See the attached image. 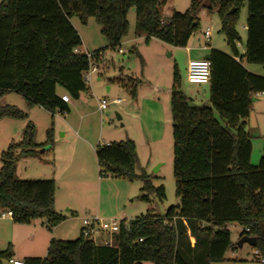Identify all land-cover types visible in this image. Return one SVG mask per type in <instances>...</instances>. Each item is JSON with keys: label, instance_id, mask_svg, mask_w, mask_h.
Returning <instances> with one entry per match:
<instances>
[{"label": "trees", "instance_id": "1", "mask_svg": "<svg viewBox=\"0 0 264 264\" xmlns=\"http://www.w3.org/2000/svg\"><path fill=\"white\" fill-rule=\"evenodd\" d=\"M164 0H1L0 2V98L20 94L28 107L53 114L69 107L61 96L77 100L87 90L83 72L89 66L79 52L81 38L71 22L86 23L93 17L107 47L116 49L128 30L127 13H136V33L175 46H185L197 26L198 0L184 13L163 18ZM217 6L221 31L230 54L209 49L211 63L208 105L195 106L179 90L176 73L171 90L173 175L179 203L164 215L147 211L121 219L109 243H96L79 235L73 240L51 238L43 258H24L26 264H209L225 259L231 242L227 225L241 227L240 236L256 238L255 249L264 255V139L257 165L250 163L251 137L246 119L256 92H264V77L242 64H264V0H246L247 20L244 54L236 44L235 22L243 0H209ZM99 51H95L97 53ZM236 57L239 60H236ZM131 93L135 94V85ZM25 119L14 105L0 106V119ZM51 127L42 144L35 142V125L28 122L19 142L1 152L0 209L11 211L14 223L36 219L51 231L65 216L54 210L53 179L23 180L15 176L17 151L38 154L52 143ZM98 175L141 179L140 196L165 198L162 186L154 187L144 171L136 172L138 156L132 140L98 144L94 149ZM124 222L127 223L124 226ZM245 229H248L247 231ZM194 238V244L190 243ZM264 258V257H263ZM12 254L0 249V264Z\"/></svg>", "mask_w": 264, "mask_h": 264}, {"label": "rangeland", "instance_id": "2", "mask_svg": "<svg viewBox=\"0 0 264 264\" xmlns=\"http://www.w3.org/2000/svg\"><path fill=\"white\" fill-rule=\"evenodd\" d=\"M192 1L164 0L160 2L159 11L163 18H168L175 12L184 13L189 10ZM198 2L200 9L196 13L197 26L185 45L191 49L188 51L185 46H175L153 37L146 39L142 34H137L134 7H131L127 13L128 30L122 38L120 46L116 49L107 47L105 37L101 34L100 27L93 17L88 18L84 24L75 16L71 18V22L82 40L87 43L89 49L101 52L105 63L100 67V71L92 73L91 81L87 83L88 88L82 93L88 100L89 112L83 123L77 114L76 116L74 113L70 115L71 109L65 113L56 110L53 114L45 113L39 109L30 111L25 99L15 92L5 93L0 98V106L14 105L28 115L25 119H0V155L10 143L21 140L28 122L35 125V142L39 144L45 142L46 131L51 127L52 143L40 146V150L38 149L43 162L48 161V165L50 164L48 167L49 178L47 179L54 178L53 157H59L61 147L64 150L63 145L67 142L70 143L68 141L70 134L75 130L79 131L80 125L82 126L79 131L81 135L86 132L87 135L98 137L104 141L114 139L110 140L113 142L129 139L136 145L139 158L136 172L144 171L152 186L163 187L165 198L162 201H158L154 194L148 196V201L140 198L145 193L142 189L143 181L141 179H133L131 183L125 181V184H121V181L116 177L101 175L99 177L101 184L95 182L93 184H59L60 186H58L60 192L64 191V193L70 187L75 189L80 186L82 188L80 191L84 189L86 192L84 193L88 201L80 203L79 206L88 208L87 213L90 211L94 215L96 209H99L97 214L101 219L100 224L103 231L95 234L96 243L102 244L110 241L111 221L119 224L122 218L129 220L139 217L147 211L156 215H164L169 207L179 203L173 175L170 104L174 73L178 78L179 90L191 99L193 105H208V84H197L187 80L188 60L202 59V54L208 49H217L225 54H230L225 34L221 31L217 6L211 5L208 8L209 0H198ZM247 15V2L243 0L234 25L239 35L238 49L242 54H244L247 38L245 27ZM206 30L210 32L209 39L204 36ZM118 48H121L123 53H119ZM194 52H198L200 55H194ZM244 66L249 72L264 77V64L245 62ZM132 85H135L134 96L131 93ZM103 98L109 102V105L100 111L98 102ZM113 99H120L121 103L113 104L111 103ZM117 114L121 116L120 120L117 119ZM245 130L251 137L250 163L257 165L264 139V92L255 97L252 102ZM20 154L17 151V157H20ZM253 159L256 160L254 163L251 162ZM30 164L31 159L18 158L15 176L23 180L44 179L38 177L39 174L36 172L30 171ZM34 168H39V166L35 167L34 165ZM98 170L99 167L95 162L92 167L93 175L95 173L98 175ZM69 172L70 170L65 173L64 178ZM127 188H130L129 193ZM0 211L2 210L0 209ZM8 218L0 219V249H9L12 255L16 251L31 249L33 255L43 257L47 248L45 249L42 244L39 233H34L33 226L39 224L40 227L41 219L27 224H18L11 220L8 222ZM62 226L70 232L68 240L78 237L79 230L75 221L64 222ZM227 228L230 231L231 242L236 244L240 238L241 227L230 223ZM190 243L194 244L193 237H190ZM263 257L261 252L255 251V247L244 243L241 247L236 246L233 250L229 249L223 261L209 264H264L261 262ZM1 264L9 263L3 259ZM142 264L154 263L144 261Z\"/></svg>", "mask_w": 264, "mask_h": 264}, {"label": "crops", "instance_id": "3", "mask_svg": "<svg viewBox=\"0 0 264 264\" xmlns=\"http://www.w3.org/2000/svg\"><path fill=\"white\" fill-rule=\"evenodd\" d=\"M80 38H81V36H80ZM238 44L239 43L236 44L237 48H238ZM90 48H94V47H90ZM185 49L187 51L191 50L188 46H185ZM78 51L82 52V53H86V52H95L96 49H93V50L89 49V46L87 45V43H85V41L82 40V38H81V46L79 47ZM208 51H209V49L206 50L202 55L204 56V55L208 54ZM238 51H239V49H238ZM194 55H200V53L194 52ZM196 59H198V58H196ZM189 60H194V59H189ZM237 60H239V58ZM241 62L244 65L245 59H242ZM82 93L79 95V98L77 100L70 99V101L66 104L68 105V107H69V105L71 107V108L69 107V109H71L70 115L74 113L76 116V114H77L80 117L79 120H81V122L83 123V120L86 119L89 112H88V100L83 96ZM28 109L30 111L33 109L43 110V109L39 108L38 106L28 107ZM69 109L67 112H69ZM43 111L45 113H49L45 110H43ZM78 125H80V122H78ZM81 127H82L81 125H80V127H78L79 131H81ZM79 131L75 130L72 132V134H70V139L68 140V141H70V143H68V142L65 143L63 145L64 150L61 147L59 157L56 158V156H55L52 159V163L55 167V171H54V178L52 177L51 179H54L55 184H58L56 187V190H55V195H54V210L56 212L64 215L65 219L61 223H59L58 225L53 227L52 231L47 230L43 226V220L42 219L40 221V224H41L40 227H39V224H38V226H37V224L33 225L34 229H35L34 233L35 232L39 233L40 240H41L42 244L45 246V249L48 247V244H49V241L51 238H55V239H59V240H68V238H70V237H68L70 232H68L62 226L64 222L68 223L70 221H75V223H77V229L79 230V235H80V230L86 222L92 223L94 217H97L99 220H101L97 214V212L99 211L98 208L95 211V215H94V213H91L90 211L88 212L89 213V215H88V213H87L88 208L79 206L80 203L88 201V199L86 198V194H85L86 192L84 191V189H83V191H80V190H82V188H80V186L79 187L77 186L75 189H73V187L72 188L70 187L68 189V191L65 190V193H64V191L60 192V190L58 189V186H60L59 184H93L95 182H99V184H101V179L99 178V176L96 175V173L94 175L92 173L93 164L96 162V165H98L96 158H95L94 149H95L97 144H107V143L113 142L110 140H114V139H108L109 141H104L103 139H100L98 137H91V135H87L86 132L81 135V133ZM110 138H113V137H110ZM37 144H39V143H37ZM40 144H42V143H40ZM135 147H136V145H135ZM38 149L40 150V147ZM136 152H137V149H136ZM137 156H138V154H137ZM22 157L25 159H31V164H30V166H31L30 171L31 172H36V174H39L38 177H40V178H44V179L49 178L48 167L50 164L48 165V163H49L48 161L43 162V159L41 158L40 153H38L37 155H34V156H24V155L20 154V157H17L16 162L18 161V158H22ZM255 161L256 160H254V159L251 160V162H253V163ZM34 165H35V167L39 166V168H34ZM94 167H95V165H94ZM68 170H70V172L64 178V175H65V173H67ZM15 171H16V163H15ZM116 178H118L119 181H121L120 182L121 184H125V181H127L128 183H131V180H128L124 177H116ZM129 189L130 188H127L128 193H129ZM2 212H4V211H0V219H6L7 217H5V218L1 217ZM121 214L123 216V213H121ZM122 219H125L126 221L130 220V219L128 220L126 218H122ZM131 219H133V218H131ZM10 220L12 221L11 217H9L7 221L9 222ZM33 221H36V220H33ZM9 245H10V243H9ZM19 245H20V243H19ZM14 253L15 254L12 255V258L13 259H21V260H23L24 258H43L45 256L44 255L43 257H37L36 255H33V253H31V249H29L27 251H16Z\"/></svg>", "mask_w": 264, "mask_h": 264}, {"label": "built area", "instance_id": "4", "mask_svg": "<svg viewBox=\"0 0 264 264\" xmlns=\"http://www.w3.org/2000/svg\"><path fill=\"white\" fill-rule=\"evenodd\" d=\"M204 36L206 39H209L210 32L206 30L204 32ZM118 52L122 53L123 51L118 48ZM87 58L89 59V66L86 71L83 72V80L84 82L90 83L91 81V75L92 73L100 71V67L105 65L104 60H103V55L101 52H86L85 53ZM238 58L236 57V60ZM210 67L211 63L208 59H194V60H189L187 64V80L192 83H197V84H208L209 79H210ZM263 94V92H256L255 97H258L259 95ZM61 99L63 102L68 103L70 101V98L64 94L61 96ZM113 104H120L121 100L120 99H113L112 102ZM109 105V102H107L105 99L99 100L98 103V108L100 111L106 109V107ZM11 211L7 210L2 212L1 217H11ZM101 220H99L97 217L93 218L92 223L86 222L84 226L80 230V235L83 237H91L93 240H97V237H95V234L99 233V231H103V227L100 224ZM100 224V225H99ZM127 223L124 222V226H126ZM120 228V223L118 224L115 221H111L109 231L112 233H117ZM246 231L248 229H245ZM109 243V242H105ZM256 252L258 250L255 249ZM261 262L264 263V258H261ZM9 264H26L23 260L21 259H10Z\"/></svg>", "mask_w": 264, "mask_h": 264}, {"label": "water", "instance_id": "5", "mask_svg": "<svg viewBox=\"0 0 264 264\" xmlns=\"http://www.w3.org/2000/svg\"><path fill=\"white\" fill-rule=\"evenodd\" d=\"M208 58H209L208 54L203 56V59H208ZM117 119L120 120L121 117L119 115H117ZM244 243H247L250 246L255 247L256 238L252 237V236L242 235V236H240L239 240L236 242L235 245L238 247H241Z\"/></svg>", "mask_w": 264, "mask_h": 264}]
</instances>
